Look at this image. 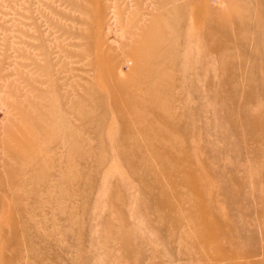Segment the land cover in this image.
I'll list each match as a JSON object with an SVG mask.
<instances>
[{
  "label": "rangeland",
  "instance_id": "374dc122",
  "mask_svg": "<svg viewBox=\"0 0 264 264\" xmlns=\"http://www.w3.org/2000/svg\"><path fill=\"white\" fill-rule=\"evenodd\" d=\"M0 264H264V0H0Z\"/></svg>",
  "mask_w": 264,
  "mask_h": 264
}]
</instances>
